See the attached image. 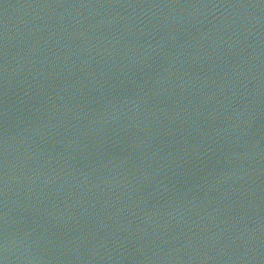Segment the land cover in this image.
<instances>
[{"label": "water", "instance_id": "obj_1", "mask_svg": "<svg viewBox=\"0 0 264 264\" xmlns=\"http://www.w3.org/2000/svg\"><path fill=\"white\" fill-rule=\"evenodd\" d=\"M0 264H264V0H0Z\"/></svg>", "mask_w": 264, "mask_h": 264}]
</instances>
